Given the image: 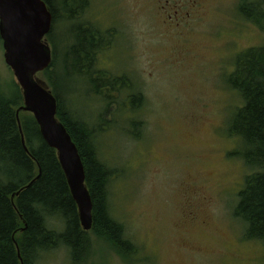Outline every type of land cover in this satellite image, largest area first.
I'll list each match as a JSON object with an SVG mask.
<instances>
[{
  "label": "rangeland",
  "instance_id": "374dc122",
  "mask_svg": "<svg viewBox=\"0 0 264 264\" xmlns=\"http://www.w3.org/2000/svg\"><path fill=\"white\" fill-rule=\"evenodd\" d=\"M51 1L58 19L48 37L49 74L65 109L96 129L100 156L116 171L111 213L140 250L126 258L91 234L83 264H264V242L246 239L234 215L249 169L230 155L243 148L227 132L242 99L226 81L238 53L264 47L263 21L248 20L239 11L242 0H198L180 20L160 17L157 0H83L81 16L71 21L63 0ZM78 24L98 33L92 75L128 76L143 94L136 114L144 123L142 139L130 135L127 93H112L114 104L107 106L110 93L99 95L88 78L66 72ZM3 43L0 35V91L12 95L21 87ZM38 78L49 84L43 72ZM50 222L62 227L59 219ZM39 264L73 263L60 247Z\"/></svg>",
  "mask_w": 264,
  "mask_h": 264
},
{
  "label": "trees",
  "instance_id": "16d2710c",
  "mask_svg": "<svg viewBox=\"0 0 264 264\" xmlns=\"http://www.w3.org/2000/svg\"><path fill=\"white\" fill-rule=\"evenodd\" d=\"M45 2L53 13L54 23L58 19L57 9L51 0ZM63 3L67 5L70 21L76 15L81 16L79 10L85 7L83 0H63ZM239 11L252 22L262 20L259 25L264 26V0H242ZM73 28L77 42L67 55L66 72L88 78L99 95L108 98L110 93L107 106L114 104L112 93H127L129 107L124 110L129 113L130 135L142 139L144 123L136 114L144 104L143 94L134 90L128 76H113L104 71L98 77L93 76L98 33L84 24ZM53 66L52 62L43 74L57 97L58 118L71 134L85 165L86 183L94 205L93 227L90 232L82 228L78 206L57 151L43 138L33 114L21 111L19 123L17 110L23 104L22 91L16 89L12 95L0 91V264H39L44 253L60 247L69 251L73 264H83L91 254V234L126 258L137 256L140 251L137 245L127 238L124 225L111 213L109 187L115 168L100 156L96 129L65 109L58 82L49 74ZM226 81L242 99L227 124V132L230 137L241 138L243 148L230 155L240 158L249 169L234 215L244 224L246 239L264 242V47L238 53L235 68ZM51 219H59L62 227L54 229Z\"/></svg>",
  "mask_w": 264,
  "mask_h": 264
},
{
  "label": "water",
  "instance_id": "95a60500",
  "mask_svg": "<svg viewBox=\"0 0 264 264\" xmlns=\"http://www.w3.org/2000/svg\"><path fill=\"white\" fill-rule=\"evenodd\" d=\"M52 25L53 13L45 0H0V35L5 61L14 71L23 95V104L17 110L18 121L21 111L32 113L43 138L56 149L78 206L82 228L90 231L94 205L84 162L71 134L58 118L57 97L38 78L53 62L47 38Z\"/></svg>",
  "mask_w": 264,
  "mask_h": 264
},
{
  "label": "flooded vegetation",
  "instance_id": "af4514ba",
  "mask_svg": "<svg viewBox=\"0 0 264 264\" xmlns=\"http://www.w3.org/2000/svg\"><path fill=\"white\" fill-rule=\"evenodd\" d=\"M154 2L156 10L159 13V16L164 18L180 20L181 17H184L182 11L187 7L186 15L190 16V10H193L194 7L198 5V0H157ZM160 3V4H159ZM193 206V205H192ZM191 215H194V211L191 210Z\"/></svg>",
  "mask_w": 264,
  "mask_h": 264
},
{
  "label": "bare ground",
  "instance_id": "6f19581e",
  "mask_svg": "<svg viewBox=\"0 0 264 264\" xmlns=\"http://www.w3.org/2000/svg\"><path fill=\"white\" fill-rule=\"evenodd\" d=\"M20 232V231H19ZM25 233V232H24Z\"/></svg>",
  "mask_w": 264,
  "mask_h": 264
}]
</instances>
